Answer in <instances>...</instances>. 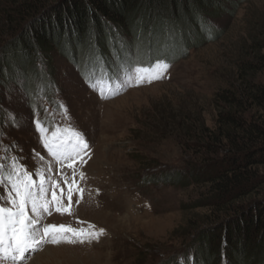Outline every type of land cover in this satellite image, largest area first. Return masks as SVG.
<instances>
[{
  "label": "rangeland",
  "instance_id": "1",
  "mask_svg": "<svg viewBox=\"0 0 264 264\" xmlns=\"http://www.w3.org/2000/svg\"><path fill=\"white\" fill-rule=\"evenodd\" d=\"M232 2L224 3L221 14L206 23L215 35L181 55L174 53L177 60L165 62L166 71L151 67L155 64L152 61H143L142 65H147L141 68L148 79L141 83L132 80L121 87L127 72L120 69L123 58L130 53L135 58L146 50L145 40L136 38L133 43L123 31L109 33L113 45L109 47L107 31L102 34L97 29L91 32L94 37L87 36L85 49L75 45L81 58L56 49L50 60L34 63L31 70L35 68L37 73L27 74L33 81L28 92L22 85L25 79L0 82V157L4 158L0 162L8 164L15 156L30 173L43 169L45 178L51 177L47 199L51 201L55 192L64 206L68 205L65 179L75 181L74 189H83L73 193L71 214L57 212L55 203L49 204L51 215H44L45 225L63 224L85 233L104 230L98 239L83 243H68L58 236L60 243L43 244L19 264H164L172 258L181 259L192 248L197 232L210 223L206 219L208 209L195 207L206 191L196 186L148 185V180L190 160L187 144L194 122L215 127L218 108L214 95L219 89L238 87V65L255 56L252 44L263 31L264 0H246L236 6V1ZM15 5L11 0H0V56L6 52L3 46L29 25V20L22 24L7 21L5 16ZM177 46L165 45L163 49L173 52ZM119 47L120 61L108 56L112 66L107 68V62L101 60L98 87L102 97L100 90H93L85 80L94 69L85 62L83 52L87 57L96 50L109 55L112 48ZM12 56L8 54L16 63L21 60L17 53ZM74 57L80 61L77 66ZM16 63L13 66L17 69ZM158 74L160 78H155ZM257 81L264 85V71L257 74ZM42 84L48 88L43 89ZM10 115L15 116L19 127L13 125ZM37 122L48 129L49 136L75 128L84 134L88 148L74 161H54L43 146ZM81 172L84 179H80ZM33 179L38 181L39 176ZM7 191L6 185L0 194ZM0 264L13 261L0 258Z\"/></svg>",
  "mask_w": 264,
  "mask_h": 264
},
{
  "label": "trees",
  "instance_id": "2",
  "mask_svg": "<svg viewBox=\"0 0 264 264\" xmlns=\"http://www.w3.org/2000/svg\"><path fill=\"white\" fill-rule=\"evenodd\" d=\"M11 1L16 5L5 16L7 21L22 24L29 20V25L3 46L6 52L0 56V82L25 79L22 85L28 92L33 84L28 75L37 73L35 68L31 70L34 63L50 60L56 49L81 58V52H75L74 47L83 45L85 49L89 44L87 36L94 37V29L102 34L107 31L109 47H113L109 33L123 31L133 43L143 38L147 48L134 58L137 61L176 62L174 53L181 55L215 35L213 28L208 31L206 23L218 17L224 3L231 0ZM245 1L234 0L232 4ZM170 44L181 47L173 48V52L163 49L165 45L172 47ZM252 46L253 60L238 65L239 86L219 89L213 97L218 108L215 127L193 121L195 127L187 144L190 160L178 169L149 177L148 185L196 186L206 191L195 207L208 209L206 219L210 223L197 232L192 248L181 259L172 258L164 264H220L222 260L226 264H264V85L257 81V74L264 71V26L253 38ZM9 53H17L21 60L16 63ZM94 53L107 62V68L112 66L108 56L120 61L122 55L120 47L112 48L109 55L102 50ZM72 60L79 65V59ZM42 88H48L47 84Z\"/></svg>",
  "mask_w": 264,
  "mask_h": 264
},
{
  "label": "snow or ice",
  "instance_id": "3",
  "mask_svg": "<svg viewBox=\"0 0 264 264\" xmlns=\"http://www.w3.org/2000/svg\"><path fill=\"white\" fill-rule=\"evenodd\" d=\"M101 60L102 58L94 52L88 54L87 63L91 64L94 70L91 76H85V80L93 90H100L98 87V77L100 75L98 69ZM123 60L124 63L120 71L124 73L127 70V75L123 81H120L121 87L132 80L141 83L148 79L147 74L141 68L142 61L132 58L131 53L128 58H123ZM151 67L166 71L168 64L163 59H157ZM155 78H160L159 74ZM116 79L119 80V77ZM109 81L111 82V77H109ZM148 82L151 81L148 80ZM100 92L103 97V91L100 90ZM65 114H67L66 109ZM10 120L14 126H20L14 115H10ZM37 127L42 135L43 146L56 162L74 161L76 158L81 157V153H84L88 148L84 134L75 128L62 129L63 134L53 132L49 136L47 134L48 129L43 124L37 122ZM3 159V157H0V161ZM40 159L43 158L40 157ZM10 160L11 162L8 164L0 162V189L6 185L8 186V191L5 194H0V258H10L13 264H19L43 244L47 242L60 243L61 240L58 236H63L68 243H76L77 241L83 243L85 239H98L103 234V229L85 233L84 229L78 230L63 224L45 225L43 223L44 215H51L49 204L54 202L57 212L71 214L73 193L74 191L82 193L83 189H74L75 181L69 183L65 179L64 183L68 184V205L64 206L63 201L57 197L55 192H52V200L49 201L47 193L51 188V177L48 176L46 179L43 169L28 172L19 163L20 158L18 157L12 156ZM71 166L69 164V167ZM33 176H39V180H34ZM73 176H75V173H73ZM79 176L80 179L85 178L83 172ZM57 186L59 187V185ZM60 191L63 194L64 189L61 188ZM79 202V200L76 201V203ZM68 233L72 234L71 238L67 236Z\"/></svg>",
  "mask_w": 264,
  "mask_h": 264
},
{
  "label": "bare ground",
  "instance_id": "4",
  "mask_svg": "<svg viewBox=\"0 0 264 264\" xmlns=\"http://www.w3.org/2000/svg\"><path fill=\"white\" fill-rule=\"evenodd\" d=\"M38 263H40V262H38ZM38 263H37V264H38Z\"/></svg>",
  "mask_w": 264,
  "mask_h": 264
}]
</instances>
